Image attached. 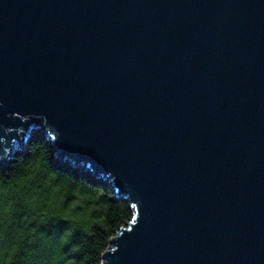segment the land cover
Instances as JSON below:
<instances>
[{"label": "water", "instance_id": "obj_1", "mask_svg": "<svg viewBox=\"0 0 264 264\" xmlns=\"http://www.w3.org/2000/svg\"><path fill=\"white\" fill-rule=\"evenodd\" d=\"M35 130L130 203L101 264H264V0H0V161Z\"/></svg>", "mask_w": 264, "mask_h": 264}, {"label": "trees", "instance_id": "obj_2", "mask_svg": "<svg viewBox=\"0 0 264 264\" xmlns=\"http://www.w3.org/2000/svg\"><path fill=\"white\" fill-rule=\"evenodd\" d=\"M132 217L108 180L62 162L38 130L0 161V264H101Z\"/></svg>", "mask_w": 264, "mask_h": 264}]
</instances>
